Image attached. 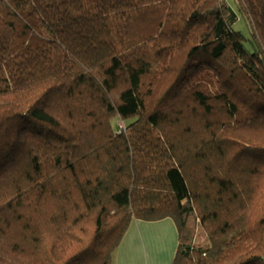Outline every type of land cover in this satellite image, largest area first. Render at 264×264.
<instances>
[{
  "label": "trees",
  "instance_id": "obj_1",
  "mask_svg": "<svg viewBox=\"0 0 264 264\" xmlns=\"http://www.w3.org/2000/svg\"><path fill=\"white\" fill-rule=\"evenodd\" d=\"M166 218L172 264H264V0H0V264Z\"/></svg>",
  "mask_w": 264,
  "mask_h": 264
},
{
  "label": "crops",
  "instance_id": "obj_2",
  "mask_svg": "<svg viewBox=\"0 0 264 264\" xmlns=\"http://www.w3.org/2000/svg\"><path fill=\"white\" fill-rule=\"evenodd\" d=\"M111 264H172L177 234L166 218L153 222L132 221Z\"/></svg>",
  "mask_w": 264,
  "mask_h": 264
},
{
  "label": "rangeland",
  "instance_id": "obj_3",
  "mask_svg": "<svg viewBox=\"0 0 264 264\" xmlns=\"http://www.w3.org/2000/svg\"><path fill=\"white\" fill-rule=\"evenodd\" d=\"M233 28L235 29V30H240V31H242V32H244L245 31V28L243 27V24H242V22H237L234 26H233ZM245 33V32H244ZM246 35V34H245ZM117 134V133H116ZM120 244H119V246H118V248H117V250H119L120 249Z\"/></svg>",
  "mask_w": 264,
  "mask_h": 264
},
{
  "label": "built area",
  "instance_id": "obj_4",
  "mask_svg": "<svg viewBox=\"0 0 264 264\" xmlns=\"http://www.w3.org/2000/svg\"><path fill=\"white\" fill-rule=\"evenodd\" d=\"M124 130V125L123 123L119 122L117 125V134H120Z\"/></svg>",
  "mask_w": 264,
  "mask_h": 264
}]
</instances>
